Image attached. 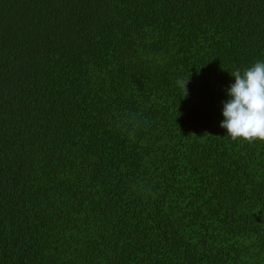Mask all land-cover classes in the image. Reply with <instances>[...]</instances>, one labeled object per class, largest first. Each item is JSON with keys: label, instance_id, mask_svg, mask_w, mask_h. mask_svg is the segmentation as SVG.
Returning a JSON list of instances; mask_svg holds the SVG:
<instances>
[{"label": "trees", "instance_id": "1", "mask_svg": "<svg viewBox=\"0 0 264 264\" xmlns=\"http://www.w3.org/2000/svg\"><path fill=\"white\" fill-rule=\"evenodd\" d=\"M257 61L264 0H0V264H264Z\"/></svg>", "mask_w": 264, "mask_h": 264}, {"label": "clouds", "instance_id": "2", "mask_svg": "<svg viewBox=\"0 0 264 264\" xmlns=\"http://www.w3.org/2000/svg\"><path fill=\"white\" fill-rule=\"evenodd\" d=\"M235 82L227 90L230 97L223 104L224 120L220 127L232 140L264 142V61H257L243 71L231 72ZM189 80L177 84L186 92Z\"/></svg>", "mask_w": 264, "mask_h": 264}]
</instances>
